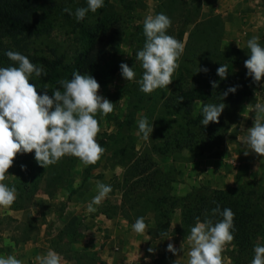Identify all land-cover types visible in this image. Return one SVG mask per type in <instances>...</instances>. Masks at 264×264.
<instances>
[{"label": "rangeland", "instance_id": "rangeland-1", "mask_svg": "<svg viewBox=\"0 0 264 264\" xmlns=\"http://www.w3.org/2000/svg\"><path fill=\"white\" fill-rule=\"evenodd\" d=\"M223 1L225 6H231V0ZM237 1L239 19L236 21L231 17L226 21L224 12H214L216 0H104V7L96 13L89 11L83 21L77 22L75 10L87 7V0H40L41 8L34 14L35 31L16 40L20 41L22 54L32 63L40 66L39 59L44 57L55 64L60 78H72L74 58L88 45L90 33L99 20L107 21L117 30L113 46L99 68L94 73H86L101 85L98 94L113 102L115 108L107 116H96L101 127L97 139L106 152L95 165L84 166L78 158L65 156L57 164L43 168L36 162L34 151L17 155L4 181L9 187H16L18 197L9 209L0 208V254H15L18 259L25 256L21 259L24 264H38L35 258L46 255L50 249L61 255V264H174L175 261L187 264L190 232L182 229L180 207L174 208L169 216L171 240L149 234V228L154 225L152 213L143 216L148 225L143 235L132 231L137 217L132 208L125 207L120 187L126 161L120 152L123 148L148 153L167 172V181L161 182L162 189L175 197L199 186L226 189L256 182L264 188V157L251 152L240 139L253 126V106L264 103V78L258 84L253 83L244 67L250 54L247 41L259 36V43L264 47V0ZM66 7L73 15L63 11ZM161 12L172 20L167 34L184 42L186 47L172 84L145 94L139 90L143 69L136 53L146 40L145 17ZM210 17L212 27L222 30L220 40L215 33L203 31L207 29L206 24L194 28L197 22ZM188 43L192 48H187ZM193 49L197 50L196 56ZM205 52L216 54L209 63L217 69L221 64L228 65L229 81L217 91L218 99L229 87L240 85L234 94L226 97L231 100L229 104L224 103L221 141L210 150L185 147L170 150L167 155L158 154L153 147L167 136L178 134L188 122L187 118L164 111L163 102L177 94L173 89L183 81V67L190 71L199 69L194 66L205 59ZM122 62L133 67L137 73L135 81L127 82L121 76ZM138 97L142 102H137ZM202 104L200 99L194 101L190 117L202 111ZM145 117L154 128L147 141L142 139L138 128V121ZM206 130L207 126L200 123L189 131L200 140L207 137ZM245 151L249 155L245 156ZM21 165L26 170L22 171ZM97 181L111 185L113 191L101 205H94L96 212L89 213L87 205L97 194ZM6 240L11 245L5 246ZM31 242L37 243L33 249L28 246ZM168 243L177 249L182 243L183 251L173 255L166 250ZM257 243L264 245V235L256 239L254 246ZM149 247L155 249V254L147 251ZM6 249L10 250L9 254ZM19 250L30 252L31 258ZM222 255L225 264H251L254 251L244 260L235 247L228 245Z\"/></svg>", "mask_w": 264, "mask_h": 264}, {"label": "clouds", "instance_id": "clouds-1", "mask_svg": "<svg viewBox=\"0 0 264 264\" xmlns=\"http://www.w3.org/2000/svg\"><path fill=\"white\" fill-rule=\"evenodd\" d=\"M104 7V0H87V7L75 10L77 22L83 21L90 11L96 13ZM73 15L70 8L63 9ZM172 26V20L165 13L148 15L143 21V33L146 37L143 48L136 53V59L141 62L142 78L138 81L140 91L151 94L157 89L168 88L173 82L174 73L180 67L179 60L184 54L185 43L172 35L167 34ZM260 37L253 36L247 41L250 50L249 58L244 61L247 76L253 83H260L264 78V47L259 43ZM239 46V45H238ZM5 55L18 66L0 67V208L9 209L17 200L18 192L13 185L9 187L4 181L9 177L8 170L18 154L35 152V160L39 166L47 168L61 161L65 156L78 158L84 166L95 165L106 152L98 142L101 127L97 114L107 116L112 113L115 104L102 95H99L101 85L90 74L82 75L79 71L72 73V78L61 79L58 83L63 91L56 89L48 94V85L44 86L43 94H38L37 86L30 82L33 74L40 77L47 73L42 65L38 66L18 51H7ZM121 76L127 81H135L137 73L127 63L119 65ZM207 73L209 69L199 67L198 72ZM228 65L217 69V75L226 79ZM213 89L218 87L216 81H210ZM240 85L229 87L221 95L223 101L229 93H235ZM183 98H180V102ZM226 105L202 104L201 125L208 126L210 122L219 123V117ZM252 111L255 113L253 126L246 130V135L240 139L251 152L264 157V103L257 102ZM243 129V126H241ZM139 133L147 141L154 128L148 119L138 121ZM244 155H249L245 151ZM21 170L26 166L21 165ZM97 194L87 205V212L94 213L113 191L111 185L96 182ZM222 217L214 222L206 215L203 222L196 217L195 226L191 227L187 241L190 250L187 264H225L224 253L226 247L235 239V213L231 208L221 210L217 204L211 210V217ZM148 225L143 216L138 217L132 224V231L143 235ZM171 240L167 231L160 234ZM5 241V246L11 245ZM168 252L177 255L183 251L173 243H168ZM147 251L155 254V249L149 247ZM254 257L251 264H264V245L257 243L254 246ZM38 264H61L62 257L54 250L46 255L37 256ZM0 264H24L15 254L0 256ZM176 264V261L174 262Z\"/></svg>", "mask_w": 264, "mask_h": 264}, {"label": "trees", "instance_id": "trees-1", "mask_svg": "<svg viewBox=\"0 0 264 264\" xmlns=\"http://www.w3.org/2000/svg\"><path fill=\"white\" fill-rule=\"evenodd\" d=\"M40 8V0H0V67L18 66L15 62L10 61L5 53L11 50L22 54V47H19L20 41L16 39H19L18 36L31 34L35 31L34 14ZM211 18L200 21V23L197 22L194 28L200 24H206L207 29L201 28L200 30L204 29L203 31H207L209 34L213 32L218 35L217 39L220 40L222 30L212 27ZM116 32L117 30L111 28L107 21L99 20L96 28L90 33L88 45L75 56L72 70L79 71L80 74L94 73L112 48ZM188 47L192 48V44L188 43ZM196 51L192 50L194 56H196ZM218 51L220 50L218 49ZM204 55L205 59L201 64L197 66L193 63V65H196L194 67H206L209 71L197 73L198 68L190 71L187 67H183L185 72L183 73L185 75L182 74L183 81H180L173 89L177 91V94L163 102L164 111L187 118L188 122L178 134L162 138L163 142L153 147L158 154L167 155L170 150H181L185 147L189 149L200 147L210 150L221 141L224 125L223 114L219 117V123H209L205 131L206 138L197 140L189 131L193 127H198L202 119V111L195 117H190L196 99H200L203 104L222 102L229 104L231 100L229 97L222 101L221 98H217L216 94L228 83L229 75L226 79H221L219 76L214 78L217 67L211 65L209 61L214 60L216 54L205 52ZM39 62L47 68L45 71L47 74H42L38 78L33 74L30 80L37 86L38 94H43L45 85H53L47 89L49 95L56 89L63 91V87L58 83L63 78H60V73L55 71V64L44 57L40 58ZM187 78H190V81H187ZM210 81H216L218 87L213 89ZM181 97L183 100L180 102ZM138 98L137 102H142L143 99ZM120 152L121 156L126 158L120 186L125 207L132 208L133 215L137 218L145 216L147 213L154 215V225L149 228L150 235L157 237L163 231L168 232L169 216L177 206L181 208V226L185 232H190L191 227L195 226L196 217H199L201 222L204 221L206 215L214 222L219 221L222 219L219 215L211 217V210L219 204L221 210L227 207L235 213L236 232L231 246L235 247L237 253L244 260L251 255L256 239L264 235V188H260L258 183L226 189L199 186L183 196L175 197L162 189L163 185L161 184L167 181V172L165 173L148 153L138 152L135 148L128 150L123 148L120 149Z\"/></svg>", "mask_w": 264, "mask_h": 264}, {"label": "crops", "instance_id": "crops-1", "mask_svg": "<svg viewBox=\"0 0 264 264\" xmlns=\"http://www.w3.org/2000/svg\"><path fill=\"white\" fill-rule=\"evenodd\" d=\"M215 3H216L215 4L216 7L214 8V12H224L223 15H224V18H225L226 21L230 20V17L232 18V20H235V21L237 19H239V16H237V8H238V1L237 0H231V2H230L231 6H229V7L225 6V3H224L223 0H216ZM220 3L222 4V6H219ZM226 8H228V9H226ZM234 13H236V14H234ZM28 246H29V248L33 249L35 246H37V243L31 242V244L28 245ZM28 246H27V248H28ZM10 250H12L11 247H10ZM10 250L6 249V252L9 254ZM20 251L21 250H19V253H20ZM21 253L24 254V255L27 254V258L28 259L31 258L30 257V252L26 253L24 251H21ZM0 256H7V255L0 254ZM23 257L25 258V256H23ZM22 258H19V259L21 260Z\"/></svg>", "mask_w": 264, "mask_h": 264}]
</instances>
